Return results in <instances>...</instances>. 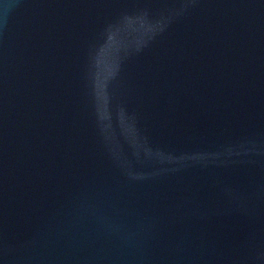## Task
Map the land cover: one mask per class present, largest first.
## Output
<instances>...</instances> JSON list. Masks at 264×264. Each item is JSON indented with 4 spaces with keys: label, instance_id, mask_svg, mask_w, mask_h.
<instances>
[{
    "label": "water",
    "instance_id": "95a60500",
    "mask_svg": "<svg viewBox=\"0 0 264 264\" xmlns=\"http://www.w3.org/2000/svg\"><path fill=\"white\" fill-rule=\"evenodd\" d=\"M0 264H264V0H0Z\"/></svg>",
    "mask_w": 264,
    "mask_h": 264
}]
</instances>
